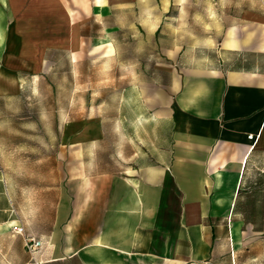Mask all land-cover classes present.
I'll list each match as a JSON object with an SVG mask.
<instances>
[{
	"label": "crops",
	"instance_id": "0c3cea01",
	"mask_svg": "<svg viewBox=\"0 0 264 264\" xmlns=\"http://www.w3.org/2000/svg\"><path fill=\"white\" fill-rule=\"evenodd\" d=\"M56 10L89 6L0 0V102L22 94L16 72L89 38L83 27L74 38ZM212 52L145 85L112 155L102 122L86 119L59 136L54 123L48 150L1 159L0 264H264V167L247 181L264 162V26L233 24ZM30 131L24 141L42 140ZM26 236L43 242L33 258Z\"/></svg>",
	"mask_w": 264,
	"mask_h": 264
},
{
	"label": "rangeland",
	"instance_id": "374dc122",
	"mask_svg": "<svg viewBox=\"0 0 264 264\" xmlns=\"http://www.w3.org/2000/svg\"><path fill=\"white\" fill-rule=\"evenodd\" d=\"M85 1L89 10L56 13L62 19L66 14L74 38L80 27L89 38L75 39L72 53L50 52L38 71L16 72L27 78L22 94L0 102V162L8 157L16 161L17 150H48L44 138L54 133V123L59 136L66 121L86 119L102 122L107 137L101 147L112 155L113 132L121 131L124 145L127 122L141 109L137 101L146 84L162 79V68L210 61L224 30L233 24L264 26V0ZM98 2L103 10H95ZM244 11L254 20L242 19ZM30 130H37L42 140L24 141ZM258 167L264 162L252 164L249 183L257 181Z\"/></svg>",
	"mask_w": 264,
	"mask_h": 264
},
{
	"label": "built area",
	"instance_id": "2783aa9c",
	"mask_svg": "<svg viewBox=\"0 0 264 264\" xmlns=\"http://www.w3.org/2000/svg\"><path fill=\"white\" fill-rule=\"evenodd\" d=\"M249 139L253 138V135H249L248 136ZM13 232L15 234H22L23 233V229L22 227H17L13 229ZM43 247V242L33 236H26L25 238V248L26 251L28 252V254L33 258V256H35L40 249Z\"/></svg>",
	"mask_w": 264,
	"mask_h": 264
}]
</instances>
